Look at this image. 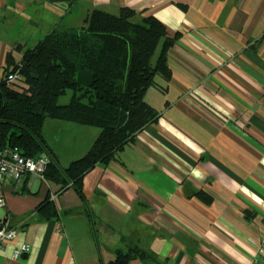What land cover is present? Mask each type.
<instances>
[{"label":"crops","instance_id":"crops-1","mask_svg":"<svg viewBox=\"0 0 264 264\" xmlns=\"http://www.w3.org/2000/svg\"><path fill=\"white\" fill-rule=\"evenodd\" d=\"M130 7L161 20L171 77L146 101L160 112L108 164L57 191L28 174L5 181L0 219L17 228L0 264H107L137 245L130 264H258L264 239V0H0V77L58 24L80 26L94 8ZM19 47V48H18ZM100 129L46 118L61 167L82 157ZM46 176V175H45ZM57 215L47 218L44 200ZM62 228V231L59 230ZM22 243L30 253L13 258Z\"/></svg>","mask_w":264,"mask_h":264},{"label":"trees","instance_id":"trees-1","mask_svg":"<svg viewBox=\"0 0 264 264\" xmlns=\"http://www.w3.org/2000/svg\"><path fill=\"white\" fill-rule=\"evenodd\" d=\"M178 34L170 36L164 23L152 15L122 7L118 13L96 7L80 26L58 24L17 62L8 54L0 77V148H12L29 157L48 154L46 177L62 191L74 186L83 194V179L96 165L108 164L140 131L156 122L160 112L146 99L157 77L170 80L168 52ZM19 48V47H18ZM18 71L16 82L6 75ZM70 93L67 103H59ZM46 118L100 129L89 150L61 167L44 136ZM39 208L47 218L57 215L52 201ZM154 256L137 245L117 249L107 264H130Z\"/></svg>","mask_w":264,"mask_h":264},{"label":"built area","instance_id":"built-area-1","mask_svg":"<svg viewBox=\"0 0 264 264\" xmlns=\"http://www.w3.org/2000/svg\"><path fill=\"white\" fill-rule=\"evenodd\" d=\"M18 71L9 72L6 75V82L12 84L19 78ZM50 164L48 154H42L38 157H29L21 154L18 150L12 148H0V192L5 181L13 184L14 188L19 190L21 182L28 174L35 177L46 179V170ZM6 206L5 198L0 193V208ZM62 231V228H59ZM17 235V228L11 225L9 219H0V249L4 248L7 243L13 240ZM31 251L28 243H22L13 251V258H20ZM258 264H264V239Z\"/></svg>","mask_w":264,"mask_h":264},{"label":"rangeland","instance_id":"rangeland-1","mask_svg":"<svg viewBox=\"0 0 264 264\" xmlns=\"http://www.w3.org/2000/svg\"><path fill=\"white\" fill-rule=\"evenodd\" d=\"M70 99V93H67L66 95H62L60 98H59V103H67ZM59 120V119H58Z\"/></svg>","mask_w":264,"mask_h":264},{"label":"water","instance_id":"water-1","mask_svg":"<svg viewBox=\"0 0 264 264\" xmlns=\"http://www.w3.org/2000/svg\"><path fill=\"white\" fill-rule=\"evenodd\" d=\"M3 103H4L3 93H2V91L0 90V110H1V108L3 107Z\"/></svg>","mask_w":264,"mask_h":264}]
</instances>
